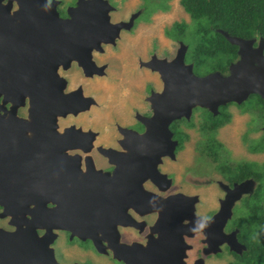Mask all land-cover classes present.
<instances>
[{"label": "flooded vegetation", "instance_id": "1", "mask_svg": "<svg viewBox=\"0 0 264 264\" xmlns=\"http://www.w3.org/2000/svg\"><path fill=\"white\" fill-rule=\"evenodd\" d=\"M26 1L37 3V9L47 16L54 10L60 19L69 18V12L75 14L74 8L79 2L92 1L91 6L100 10L109 7L106 11L108 23L122 24L113 43H100V49L90 51L94 65L103 66L102 74L85 76L74 61L65 68L59 64L55 69L57 76L64 80L63 94L79 90L82 96L92 99L86 110L56 116L53 132H44L39 124L29 125V129L24 126L31 120L28 98L24 97L22 104L15 107V120L0 125L6 132L3 144L10 154L16 155L7 165L9 178L2 181L4 201L8 203L5 208L0 206V214L5 213L0 216V229L5 232L23 230L30 234L36 246L45 232L53 235L48 246L59 264H133L134 257L135 264H264L263 175L254 166L257 163L249 158L238 162L221 161L223 145L216 132L230 121L233 111L246 114L238 106L243 101L220 105L215 115L204 107L194 106L188 119L181 117L171 121L168 129L174 147L170 153L159 156L155 165L157 173L149 175L141 158L135 156V132L139 135L145 130L137 117L152 114L148 95L162 88L155 71L146 68L152 78L143 86V90L147 88L143 97L146 107L141 106L143 111H136L133 104L116 111L114 117L102 115L99 122H92V125L84 126L77 121L80 114L96 107L92 96L83 92L82 83L93 77L108 76L109 64L99 60L100 56L116 50L127 38L123 35L135 29L138 16L137 13L135 18V1ZM4 3L5 0L1 2ZM16 9L12 1L10 13ZM181 22L173 21L168 30ZM126 26L128 28H124ZM34 32V29L30 31L29 42L22 45L25 50L22 47L23 51L18 52L21 56L23 53L42 56L47 52L43 44L31 42ZM69 34L73 40H88V28L83 24L71 27ZM82 34L86 36H79ZM255 39L254 46L258 37ZM174 41L177 45L180 42L179 39ZM80 47L86 48L85 45ZM236 49L235 46V54ZM0 52L13 54L15 51L5 42L0 44ZM40 72L42 70L35 73ZM133 79L129 76L125 82ZM11 105L6 102L1 106V120L9 118L7 111ZM3 111L6 112L1 116ZM259 118L264 120L263 109ZM213 123L219 125L213 126ZM194 124L199 147L193 149L191 162L187 164L185 159L189 157L184 152V144L189 137L187 128H194ZM263 127L264 124L257 128L264 132ZM244 134L251 139L246 131ZM246 151L252 154L264 150L246 148ZM182 162L185 165H181ZM239 183L244 185V190L232 201L222 225L212 220L220 202ZM196 189H200L204 197L199 196ZM182 197H195L193 217L183 218L187 214L181 211L186 208ZM237 209L241 211L236 212ZM88 234L94 235L93 238ZM233 238L240 244L239 253L230 248Z\"/></svg>", "mask_w": 264, "mask_h": 264}, {"label": "water", "instance_id": "2", "mask_svg": "<svg viewBox=\"0 0 264 264\" xmlns=\"http://www.w3.org/2000/svg\"><path fill=\"white\" fill-rule=\"evenodd\" d=\"M2 1L0 0V44H11L15 52H0L4 54L0 56V108L6 102L12 104L7 111L9 118L0 119V125L15 120V107L22 104L23 98L27 97L28 116L31 120L24 126L30 129L29 125L39 124L43 126L44 132H53L56 116L86 110L92 102L91 98L82 96L79 90L63 94L64 80L57 76L56 67L61 64L65 68L70 61H74L85 76L102 74L103 66L94 65L90 51L92 48L100 49V43H113L122 23H108L106 11L109 7L100 10L91 6L92 1L79 2L74 8L75 14L69 12L67 19L58 18L54 10H51V16H47L37 9V3L33 1L5 0V3L1 4ZM12 1L16 3L17 9L10 13ZM137 13L135 12V18ZM80 24L88 28L87 42L73 40L69 34L71 27ZM32 29L36 32L31 42L43 44L47 52L42 56H30L28 53H21V56L18 52L23 51L22 45L29 42ZM215 31L237 48V58L228 63L226 74L217 70L203 75L194 74L192 64L184 62L187 46L181 41L178 42L174 56L169 60L152 54L148 60L139 61L140 66L155 71L162 83L159 92H151L147 97L152 110L151 116L137 117L145 130L139 135L135 132V156L141 158L140 162L145 165L149 175L156 172L155 165L159 156L170 153L174 147L175 142L170 141L169 123L181 117L188 119L194 106L204 107L215 115L218 106L228 102L240 103L250 94L257 95L264 102L263 38L259 36L254 46V37L230 35L220 28ZM23 36L27 39L24 40ZM47 36L50 39L46 40ZM47 45L50 48H46ZM81 45L86 48H81ZM39 70L42 72L37 75L35 72ZM5 112L3 111L1 116H4ZM5 133L4 126H0V206L3 208L8 202L4 201L5 186L2 181L9 178L10 170L7 165L15 155L10 154L3 144ZM243 186L239 183L229 190L212 220L219 221L222 225L229 214L232 201L243 192ZM182 199L186 208L181 211L187 214L183 218L193 217L195 197ZM4 214L2 212L0 216ZM52 236L45 232L38 239L40 242L36 246L31 241L30 234L23 230L5 232L0 229V264H59L48 246ZM88 236L93 238L94 235ZM229 245L232 250L240 252V244L235 239ZM125 248L130 249L127 246ZM131 260L135 264V257Z\"/></svg>", "mask_w": 264, "mask_h": 264}, {"label": "rangeland", "instance_id": "3", "mask_svg": "<svg viewBox=\"0 0 264 264\" xmlns=\"http://www.w3.org/2000/svg\"><path fill=\"white\" fill-rule=\"evenodd\" d=\"M133 1H135V12H138V16L135 19V29L131 33L123 35L127 36V38L118 45L116 50L100 56L101 59L99 60L107 61L109 64L108 76L106 78L93 77L87 80L86 83H82L83 92L91 95L96 102L95 108H91L89 112L79 115L80 117H78L77 121L84 126L99 122V117H114L116 111L128 108L133 104H135L136 111L143 109L141 107L143 105V97L147 92V88L143 90V86L152 77L146 68L139 65V61L148 60L152 54L158 58L165 59H170L174 56V52L178 47L177 42L174 41L177 39V33L172 28L168 30L173 21L181 20L186 24L183 37L180 40L184 45L190 47L197 39L193 35L194 23L190 20L188 14L183 11L179 0H167L166 2H164L165 0ZM159 7L166 8L159 10ZM202 25H206V23L202 21ZM213 65V63L208 61L198 68L193 67L192 71L197 75L206 74L210 72L208 70ZM129 76L134 77V79L126 83L125 81L128 80ZM143 106L146 107L145 102ZM238 106L248 116L244 113L239 115L231 110L233 111V116L230 121L216 131L218 132L217 139L222 143L223 147H226L223 148L221 146L220 158L221 161L232 160L236 162L249 158L252 162H256L257 164H253L261 171L264 186V165H258L264 164V151L252 154L245 153L247 152L246 148L249 151H255L257 148L264 150V132L257 128L264 124V120L259 118V113L262 110L261 105L251 96ZM196 121V118H194L195 124L197 123ZM195 124L194 128H187L189 137L184 144L186 148L184 152L186 157H189V159H185L187 164L191 162L190 157L194 154L193 149L199 147ZM247 129L253 130L248 132ZM245 131L248 133L247 137H251L250 140L245 137ZM239 158L241 159L239 160ZM185 162H182L181 165H185ZM187 190L190 191L191 187H187ZM195 192H198L199 196L204 197L200 189H196ZM235 211L240 212L241 210L237 209Z\"/></svg>", "mask_w": 264, "mask_h": 264}, {"label": "trees", "instance_id": "4", "mask_svg": "<svg viewBox=\"0 0 264 264\" xmlns=\"http://www.w3.org/2000/svg\"><path fill=\"white\" fill-rule=\"evenodd\" d=\"M179 4L194 23L193 35L197 37L193 45L187 46L189 49L184 55V60L191 63L192 68L209 61L214 65L208 71L223 73L228 63L236 58L235 46L216 32V28L242 38L261 36L264 41V0H179ZM202 21L206 25H202ZM185 25L181 22L171 27L179 40L183 37ZM252 96L264 110V102L257 95ZM217 125L213 123V126ZM262 225L264 228V220Z\"/></svg>", "mask_w": 264, "mask_h": 264}]
</instances>
